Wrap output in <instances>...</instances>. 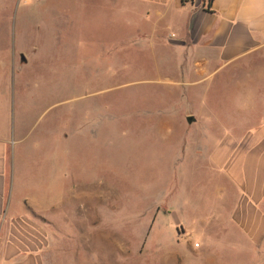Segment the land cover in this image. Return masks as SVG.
<instances>
[{
  "label": "rangeland",
  "instance_id": "374dc122",
  "mask_svg": "<svg viewBox=\"0 0 264 264\" xmlns=\"http://www.w3.org/2000/svg\"><path fill=\"white\" fill-rule=\"evenodd\" d=\"M144 16L116 0H0V96L12 88L18 131H31L15 197L53 210L37 219L53 225L46 264H264V243L206 220L229 181L183 161V136L197 134L184 112L257 127L264 74L220 75L206 104L175 111L168 55L131 42L148 35Z\"/></svg>",
  "mask_w": 264,
  "mask_h": 264
},
{
  "label": "crops",
  "instance_id": "0c3cea01",
  "mask_svg": "<svg viewBox=\"0 0 264 264\" xmlns=\"http://www.w3.org/2000/svg\"><path fill=\"white\" fill-rule=\"evenodd\" d=\"M116 1L144 10L148 35L140 34L131 42L150 44L154 54L168 55L167 73L179 77L169 79L168 102L175 111L193 101L206 104L204 92L221 76L236 82L244 68L248 75L264 74L260 67H244L264 58V0ZM20 55V64H27V57L23 52ZM15 103L9 87V96H0V264H46L45 251L52 240L47 227L53 225L38 220L49 217L53 210L38 200L15 197L22 185L23 156L27 154L23 144L31 132L18 131ZM184 120L187 132L194 129L197 134L183 136V161L203 163L202 170L209 174L208 167L214 182L225 177L231 184L229 189L218 185V203L206 220L226 228L224 220H230L234 224L231 229L251 245L263 244L264 119L256 121L261 122L257 127L250 126L251 118H245L238 127L228 125L222 130L216 121L205 125L187 111ZM53 161L51 180L57 178L58 184L61 155ZM24 201L31 213L21 208Z\"/></svg>",
  "mask_w": 264,
  "mask_h": 264
},
{
  "label": "built area",
  "instance_id": "2783aa9c",
  "mask_svg": "<svg viewBox=\"0 0 264 264\" xmlns=\"http://www.w3.org/2000/svg\"><path fill=\"white\" fill-rule=\"evenodd\" d=\"M185 1H191V0H185Z\"/></svg>",
  "mask_w": 264,
  "mask_h": 264
},
{
  "label": "trees",
  "instance_id": "16d2710c",
  "mask_svg": "<svg viewBox=\"0 0 264 264\" xmlns=\"http://www.w3.org/2000/svg\"><path fill=\"white\" fill-rule=\"evenodd\" d=\"M210 2H211V0H210Z\"/></svg>",
  "mask_w": 264,
  "mask_h": 264
}]
</instances>
